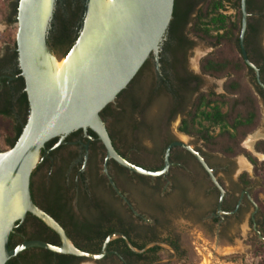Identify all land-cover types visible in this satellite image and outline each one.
Instances as JSON below:
<instances>
[{
  "label": "flooded vegetation",
  "instance_id": "obj_1",
  "mask_svg": "<svg viewBox=\"0 0 264 264\" xmlns=\"http://www.w3.org/2000/svg\"><path fill=\"white\" fill-rule=\"evenodd\" d=\"M65 1L56 0L54 10ZM206 1L175 0L172 19L160 43L158 53L152 54L143 66L156 78L155 84L144 99L138 96L139 91L132 97L140 98V120L144 122L147 130L157 128L155 123L150 124L146 120L148 108L157 101L156 120L160 121L162 148L165 147V149L157 165L150 167L134 162L137 166L148 167L152 171L163 167L167 146L179 141L167 134L166 124L178 119L180 127L182 121L192 111L196 99L201 95L199 89L202 78L196 71L189 69V54L194 42L188 31ZM263 1L250 0V5L257 9ZM78 2L81 11L78 23L73 28V40L78 38L81 32L86 11V0ZM221 12L224 15L227 13L224 10ZM262 14L264 15V11L259 13L258 10L248 13L250 24L248 52L251 58L249 61L258 69L260 81L264 85L262 51L264 46L261 41L260 22ZM52 23L54 26L48 28L47 43L53 50L49 30L54 27L57 29L58 25L56 19L52 20ZM15 52L14 48H9L0 55V111L2 112L11 110L8 99L16 103V100L25 92V82L22 79ZM201 61L202 59L198 64L199 73H202ZM248 72L254 82V93L259 102L262 101L264 104L262 93L264 89L258 84L255 71L251 69ZM4 80L5 83H3ZM224 95L227 94L224 92ZM131 104L126 97H118L112 104L111 115L108 118L110 120L121 118V124L129 126V130L133 133L135 129L132 126ZM12 109L15 126H23V120L28 119L30 114L29 103L22 108L21 112L16 105ZM107 119H104L105 122ZM106 126L111 135L107 122ZM88 137V130H78L66 135L63 140L57 137L49 141L42 149L39 163L31 175L30 191L35 205L65 230L74 246H80L94 254L100 248L101 233L112 232L105 238L102 247L109 237L123 236L111 239L109 244L117 240L123 242L110 246L108 244L107 254L103 259L95 261L96 263L108 260L112 264H174L184 257L182 253L186 254V249L181 247L179 240L173 238L168 230L170 217L177 210L184 211L193 221L196 219L198 226L204 232L208 227L217 226L221 236L232 224H240L245 210H248L250 206L254 209L250 187L243 188L238 182V195L229 194L225 190L221 206L223 214H219V190L200 163L182 148L172 149L167 174L151 179L132 174L114 161L107 160L100 141L95 143ZM167 143L169 144L165 146ZM190 146L213 170L202 149ZM115 149L121 153L117 147ZM124 157L130 160L125 155ZM213 172L215 174L214 170ZM36 177L38 181H35ZM199 187L204 190L201 200L198 198ZM214 190L218 192L216 204L212 198ZM196 199L198 203L211 204L207 211L203 212L202 208L197 207ZM240 200L241 203L238 206ZM257 212L258 210L254 209L250 216L249 224L252 229L253 223H256ZM43 225L45 224L41 220L28 214L15 229L24 226L25 230L35 233ZM31 233L16 232L9 237V244L12 247L17 246L27 241ZM46 234L49 235L48 232ZM31 249L33 255L41 252L39 248ZM84 260L82 259L78 264Z\"/></svg>",
  "mask_w": 264,
  "mask_h": 264
},
{
  "label": "water",
  "instance_id": "obj_2",
  "mask_svg": "<svg viewBox=\"0 0 264 264\" xmlns=\"http://www.w3.org/2000/svg\"><path fill=\"white\" fill-rule=\"evenodd\" d=\"M49 1L48 15L42 18L40 9L43 0H18L15 41L30 114L15 145L0 150V264H6L22 251L31 248L95 262L107 254L111 239L123 237H109L99 254L84 252L76 248L65 230L32 200L31 175L40 160L42 149L49 141L57 137L63 140V137L78 130H90L97 136L107 160L114 161L132 174L151 179L167 174L173 148L188 151L219 190L218 213L223 214L221 206L225 190L204 158L189 144L173 142L165 150L163 167L157 171L147 170L130 163L118 153L101 116L102 111L128 88L149 57L158 53L172 19L175 0H121L119 8L110 14L111 19H114L112 25L105 22L95 29L88 25L91 2L86 0L83 30L65 56L57 55L47 43L56 0ZM246 3L247 0H241L240 3L242 22L239 48L244 62L255 71L257 82L264 89L258 69L249 61L244 45L248 24ZM46 57H51L55 64L62 63L60 78H53L55 66L53 64L47 68ZM88 138L92 139L91 136ZM16 195L21 200V212L17 217H11L9 208ZM249 200L252 201L250 197ZM240 203L241 200L238 206ZM252 203L257 211L256 203ZM28 214L52 229L59 236L61 244L53 246L42 241H24L9 250L11 232ZM253 230L264 241L256 223H253ZM218 232L219 229L217 237Z\"/></svg>",
  "mask_w": 264,
  "mask_h": 264
},
{
  "label": "rangeland",
  "instance_id": "obj_3",
  "mask_svg": "<svg viewBox=\"0 0 264 264\" xmlns=\"http://www.w3.org/2000/svg\"><path fill=\"white\" fill-rule=\"evenodd\" d=\"M234 1L235 0H228L225 2V7L227 8L224 9V11L227 12L226 16L230 17L231 21H236L238 15L237 10L233 6ZM15 2L16 0H0V55L3 52H6L9 48H12L13 43L15 42L17 21L15 23H11L10 21L11 6ZM85 18L86 11L81 32L83 30ZM14 20L15 19H13V21ZM190 36L194 45L189 54V69L196 71V73L200 74L202 78L199 92L201 94L208 93L217 96H224V85L228 82V79L214 78L199 73L200 71L198 68L199 60H203L208 55L215 52L217 48H213L210 44L201 41L193 35ZM261 41L264 46V26L261 32ZM218 50L230 60H234L235 62L239 60L241 61L240 53L235 47H222ZM55 53L57 55H62L58 50L55 51ZM240 78L241 84L244 87L254 91V82L247 70L241 72ZM155 81L156 78L147 69L142 78L143 88L139 90L138 96H141L143 99L147 97L153 84H155ZM258 105L260 125H258L252 133L246 136L240 145V148L250 153L252 158L257 160L258 165L256 167L244 154H239L232 159H224L222 155L218 153H210L203 147V142L201 140L197 139L195 136L187 135L179 131L178 119L168 122L165 128L170 137L202 149L215 171L216 178L221 181L224 190H227L229 194H239L238 178L244 173L248 174L252 180V185L250 186L251 195L254 201H256L258 207L256 218L257 230L264 238V165H262L264 164V158H262L264 153L257 150L258 145L264 149V104L260 101ZM208 110L209 109H206L205 111ZM225 110V107H223L222 111L224 112ZM157 113L158 105L157 101H155L150 105L146 112V120L150 122V124L155 123L157 128L152 130L145 129L143 132L133 131L132 133V130L130 131L128 128L129 126H123L118 123L116 119L110 120L108 118L106 120L117 149H119L121 153L131 161L150 167L158 164L163 138L159 129L160 121L156 120ZM138 117L141 119V116ZM135 121V119L134 123L132 121V126H135ZM14 123L15 122L12 119L0 116V150L9 149L5 141L7 138L12 137ZM201 127H208L211 135L214 137L218 136L222 130L221 126L209 125L200 117L195 128L199 129ZM249 136H257L252 150L247 149L244 146V142ZM240 158H244L250 164V170L240 168ZM35 181H38L37 177L35 178ZM201 185L203 186V183H201ZM203 191L204 190L199 187V200H201L204 194ZM195 203L197 207L202 208L201 210H203V212L207 211L211 205L198 203L197 199ZM253 210V207L250 206L248 210L244 211L240 224H232L221 236H219L218 232V237L217 226L214 225L208 227L206 232H204L198 226L196 219L193 221L184 211L177 210V212L170 217L168 230L172 233L173 238L179 240L181 247L186 249V254L182 253L184 257H181V259L174 264H264V241L257 237V232H255L249 224ZM164 250L166 251V248ZM81 264H94V262L84 260ZM96 264L112 263L108 260H104Z\"/></svg>",
  "mask_w": 264,
  "mask_h": 264
},
{
  "label": "trees",
  "instance_id": "obj_4",
  "mask_svg": "<svg viewBox=\"0 0 264 264\" xmlns=\"http://www.w3.org/2000/svg\"><path fill=\"white\" fill-rule=\"evenodd\" d=\"M79 0H66L63 2V5H60L56 10H54L52 20L56 19L57 29L50 28L49 33L51 34V42L53 50L60 51L62 55H66L72 46L75 44L76 39L73 40L72 33L73 28L77 25L79 20V13L81 11ZM228 0H207L203 8L197 14V17L194 19L192 27L189 30V34L194 37L210 44L213 48H217L215 52L208 55L201 61V71L203 74L214 77V78H227L228 82L224 85V90L227 95L217 96L215 94L204 93L201 94L195 101L192 111L187 115V118L182 121L181 126L179 127L180 132L195 136L197 139L203 142V147L213 154H220L224 159H232L233 157L244 154L256 167L257 160L252 158L251 154L240 148L242 141L252 133L260 122V113H259V100L255 95L254 91H251L249 88L244 87L241 84V72L244 70L251 71V69L244 62L240 48H239V35L241 31V0H235L233 2L234 8L237 10L238 15L236 21H231V18L224 15L221 11L225 9V2ZM17 7L18 0L11 6L10 12V21L16 22L17 17ZM258 10L259 13L264 11V1L257 9L250 5V0H247V11L249 14ZM13 19H15L13 21ZM261 31L264 26V15H261ZM52 21L50 26L52 25ZM49 26V27H50ZM250 24H247V30L244 38V45L247 51L248 58L250 54L248 52V46L250 43V36L248 31ZM232 46L236 48L241 56V61L230 60L227 56L219 52V48ZM12 48L15 49V57H18L16 50V41L13 43ZM263 54H264V50ZM146 67H143L131 84L126 90H124L118 97H122L130 100L131 104V116L132 121L135 126L134 132H143L146 129L144 122L140 120L138 116H141V111L139 109V97H132L135 92L143 88L142 78L145 74ZM23 79V77H22ZM24 81V79H23ZM5 83V80L3 81ZM264 94V92H262ZM10 111H0V116L5 118L12 119L15 122L13 115L14 110L12 108L15 105L18 109L22 110L24 106L28 105L27 95L24 92L17 100L16 103L12 102V99H8ZM225 107V111H222V108ZM112 104L107 106L101 113L103 119H107L111 115ZM209 109L208 111H205ZM123 117V116H121ZM202 118V120L209 125L221 126L222 130L218 136L214 137L211 135L208 127H201L196 129L195 126L197 121ZM28 119H24V125L21 127L13 126L12 137L6 139V145L9 148H12L20 137L23 128ZM121 124V118L117 120ZM147 130V129H146ZM152 130V129H151ZM88 135L92 137V141L97 143L99 140L97 136L90 130H88ZM110 138L115 147L114 138L110 135ZM167 143L165 146H167ZM116 148V147H115ZM165 147H161L159 157L163 156ZM257 150L261 153H264V149L260 145L257 146ZM119 153V152H118ZM122 157L121 153H119ZM125 158V157H124ZM130 163L135 164L134 161L128 160ZM136 165V164H135ZM264 165V164H262ZM144 169L151 170L148 167H143ZM36 169V168H35ZM158 170V169H156ZM144 179V178H143ZM220 185V180H218ZM239 184L243 188H248L252 185V180L247 173L242 174L238 179ZM223 187V186H222ZM212 198L214 203H217L218 192L214 190L212 192ZM256 203V202H255ZM19 224V223H18ZM259 225V224H258ZM16 232L31 233L29 230H25L24 226L15 229L11 232L10 236H13ZM49 233V235L46 234ZM109 231L105 234L101 233L100 248L94 252L97 254L102 251V243L105 238L111 234ZM261 235V234H260ZM59 236L49 227L43 225V227L31 233L30 238L27 241H42L46 242L53 246H58L60 244ZM259 238V236H257ZM123 242L122 240H117L109 244H118ZM9 250H13L16 246L12 247L8 244ZM76 246V245H75ZM76 248L86 251L80 246ZM32 249H26L19 253L16 257L10 259L6 264H78L82 259L74 257L71 255H62L56 254L48 250L40 249L41 252L37 254L31 253ZM93 253V252H88Z\"/></svg>",
  "mask_w": 264,
  "mask_h": 264
},
{
  "label": "bare ground",
  "instance_id": "obj_5",
  "mask_svg": "<svg viewBox=\"0 0 264 264\" xmlns=\"http://www.w3.org/2000/svg\"><path fill=\"white\" fill-rule=\"evenodd\" d=\"M91 7H90V13L88 16V25L95 29L102 23H107L112 25V22L114 19H111V15L115 10H117L121 4V0H90ZM50 10V1L49 0H43L42 7L40 9V14L42 18H45L48 15V12ZM46 66L47 68L50 67V65L55 66L54 70L52 71V74H54L53 78H60L62 75V63H57L53 61V59L50 57H46ZM51 76V77H52ZM257 136H249L246 141L244 142V146L247 149L252 150L254 143L256 142ZM264 158V156H262ZM34 160H36V156H34ZM239 166L242 169L250 170L251 166L250 164L244 159L240 158ZM20 197L19 195H16L12 201V204L9 208L10 216L11 217H17L21 212L20 207ZM215 264V263H214Z\"/></svg>",
  "mask_w": 264,
  "mask_h": 264
}]
</instances>
